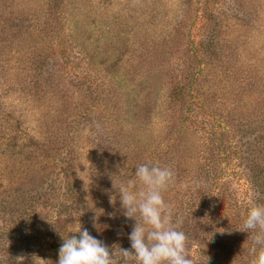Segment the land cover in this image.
<instances>
[{
	"label": "rangeland",
	"instance_id": "374dc122",
	"mask_svg": "<svg viewBox=\"0 0 264 264\" xmlns=\"http://www.w3.org/2000/svg\"><path fill=\"white\" fill-rule=\"evenodd\" d=\"M177 81L190 95L174 103ZM262 133L264 0H0V196H34L26 231L2 239L11 263L57 264L88 219L122 248L133 218L113 184L152 161L183 169L162 192L172 211L196 173L213 183L211 228L186 244L193 264H250L241 220L263 179L250 169H264ZM66 174L87 210L69 213Z\"/></svg>",
	"mask_w": 264,
	"mask_h": 264
},
{
	"label": "clouds",
	"instance_id": "9594fccd",
	"mask_svg": "<svg viewBox=\"0 0 264 264\" xmlns=\"http://www.w3.org/2000/svg\"><path fill=\"white\" fill-rule=\"evenodd\" d=\"M136 179L113 184L119 193L120 206L125 218L135 220L128 233L130 249L109 247L87 228L75 231L79 236L63 239L58 251L57 264H193L188 253L182 221L174 219L172 208L163 198L162 192L174 182L175 173L167 166L161 167L146 161L135 168ZM137 181L141 185L136 187ZM243 219L242 230H253L252 264H264V204L252 199ZM137 213L140 219L137 220ZM223 229L218 231L223 234ZM210 242L212 233L204 235ZM259 245L257 250L256 246ZM17 259H21L18 257Z\"/></svg>",
	"mask_w": 264,
	"mask_h": 264
},
{
	"label": "trees",
	"instance_id": "16d2710c",
	"mask_svg": "<svg viewBox=\"0 0 264 264\" xmlns=\"http://www.w3.org/2000/svg\"><path fill=\"white\" fill-rule=\"evenodd\" d=\"M201 43V42H200ZM199 58V56H198ZM200 61V58H199ZM188 88H190L188 86ZM187 92L186 86L184 85V83L177 81L175 84V87L171 90L170 96L172 98V101L175 103L182 100L184 101L185 96ZM188 96L190 94H187ZM181 102V101H180ZM189 106V105H188ZM187 107V106H186ZM187 111H189L190 107L186 108ZM191 112L189 111V114ZM184 117H188V114H184L182 116V118ZM261 140L264 141V134L262 133V136H260ZM252 170V174L253 175H257V179L258 178H263L262 181L260 183H257L258 180H254L255 183H257L258 185V189L257 191L259 192V195L254 199L255 202L257 203H262L264 204V169L260 168L258 166V164H256L255 166H253L252 168H250ZM175 177H181L182 173H183V169L181 168V170H176L175 172ZM198 174L196 173L193 177L192 183L194 182V184H192L191 186H189V189H185V199L182 200L180 199L178 201V205H176V208H174L173 210V214H174V219H180L182 221L180 227L185 231L188 239L186 241V244L190 243L191 239H200V236L202 234V229L205 230V227L208 226L209 229V215H211V211L208 212V204L207 201H209L211 195L213 194V183L211 184H200L199 183V179L196 180V176ZM72 177L68 174H66V178H64L65 182H66V191L62 194V196L66 197L67 199L72 200L70 205L68 206V203L64 202H59L60 204L57 206H61V208L63 207H69V213L72 212V210H80L82 209V207L84 208V210H87L86 208V202H83V199H80V193H79V187L76 186L75 184H72L71 182ZM179 181V180H178ZM254 183V184H255ZM211 187V189H210ZM206 188V191H204V189ZM204 191V192H203ZM82 194V193H81ZM33 194L27 193V199H28V203L25 202V200L22 199H17L12 197V195H8L7 198H4L3 196H0V198H2L0 200V214L3 213V218H4V214H10V219H13V215L11 213V208H10V202L11 200H13V204L17 207L15 208L16 211V216L18 219V222L15 220L13 222L14 223V227H10L8 228L6 225V222H3L2 226H0V264H13L11 263L8 258L5 255V244L3 245V237H5V233L9 234V233H13L15 230H19V229H24L26 231V227L28 226V224H31V222L33 221L34 216H29V215H25L27 214V212H24L22 209L23 206L25 204H27L26 206H29L32 204V202L34 201V196H32ZM80 195V196H79ZM14 198V199H13ZM80 199V201H79ZM22 200V201H21ZM19 205H21L20 207H18ZM248 202H246L245 208H244V217L245 218L246 214H247V209H248ZM18 210V211H17ZM21 211V212H20ZM213 211V210H212ZM138 214V213H137ZM139 215V214H138ZM140 217L137 216V220H139ZM243 219L241 220V225L243 227ZM82 224H84L82 226V228H87V230L89 232H92L96 230V223H92L90 219H88L86 221V224L84 222H81ZM88 223V224H87ZM135 220L133 219V223L129 222L127 224H125L124 229L120 228V233L121 234H116V243L119 244L120 246H122V248H127L130 249V241L128 239V233L131 231L132 226L134 225ZM208 225H205V224ZM121 227V226H119ZM119 227H117L119 229ZM116 228V229H117ZM211 228V226H210ZM115 229V230H116ZM28 232H25V235L29 236L30 230H27ZM245 231V230H244ZM77 232V231H76ZM61 235V233H60ZM33 236V235H32ZM52 233L50 232V238L52 237ZM31 238V237H30ZM40 239L41 236H39ZM245 244H243L242 246L239 247V255L241 257V262H244V260L242 258L246 257L249 261L250 264H252V261L255 258V252L252 251V241L250 242L249 239L247 238V240H245ZM259 245L256 246V248ZM2 249V250H1ZM258 250V248H257ZM250 257V259L248 258ZM129 264H134L133 261H130Z\"/></svg>",
	"mask_w": 264,
	"mask_h": 264
}]
</instances>
